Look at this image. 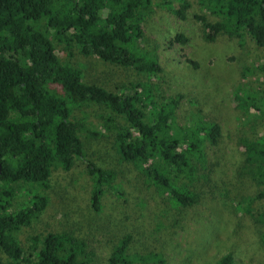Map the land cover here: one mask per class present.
Instances as JSON below:
<instances>
[{"label":"trees","instance_id":"obj_1","mask_svg":"<svg viewBox=\"0 0 264 264\" xmlns=\"http://www.w3.org/2000/svg\"><path fill=\"white\" fill-rule=\"evenodd\" d=\"M195 3L200 11L194 18L208 42L223 34L241 38L244 32L264 48V0ZM192 5L190 0H0V250L8 259L0 257V264H87L79 258L84 245L66 232L36 239L39 243L27 254L16 233L44 211L48 198L34 193L29 205L10 211L15 193L9 186L25 182L47 188L53 168L69 170L76 159L85 157L82 135L98 133L86 117L73 118L75 109L82 106H105L124 117L128 127L103 115V126L115 131L118 154L174 206L197 204L196 184L201 181H210L203 186L216 191L210 170L200 166L205 143H219L220 126L202 117L198 124H179L178 100L170 97L167 101L151 82L162 73L161 64L154 53L141 47L143 25L154 7L185 19ZM174 41L186 38L179 34ZM61 45L64 50L76 47L83 56L133 70L147 81L125 87L121 93L86 83L80 68L61 60ZM249 95L254 97L236 94L239 108L249 111V117L264 118V99L256 97L257 93ZM239 146L245 156L239 175L264 186V135L243 137ZM88 172L94 180L93 204L98 209L103 187L111 186L116 173L91 162ZM260 198L264 192L248 197L247 203L233 204L238 212L264 224V212L255 213L251 207ZM130 241L131 236H126L107 264L136 261L126 255ZM138 258L164 261L159 255ZM217 264H235L233 254L223 255Z\"/></svg>","mask_w":264,"mask_h":264},{"label":"rangeland","instance_id":"obj_2","mask_svg":"<svg viewBox=\"0 0 264 264\" xmlns=\"http://www.w3.org/2000/svg\"><path fill=\"white\" fill-rule=\"evenodd\" d=\"M190 1L193 5L185 19L166 8L154 7L143 25L141 47L154 53L161 64L162 73L151 82L167 101L170 97L178 100L179 124H198L202 117L220 126L219 143H205V159L200 166L210 170L216 191L203 186L210 181H201L196 184L200 193L197 204L174 206L118 154L115 131L103 126V115L113 116L117 124L128 127L124 117L105 106H82L75 109L73 118L86 117L90 128L98 133L82 135L85 157L76 159L69 170L53 168L47 188L25 182L9 185L15 193L10 211L29 205L34 193L48 198L44 211L16 233L27 254L39 243L36 239L50 232H66L84 245L79 258L87 264H107L128 235L131 241L126 255L137 258L132 264H217L228 253L233 254L235 264H264V224L234 206L264 192V186L239 175L245 158L239 141L263 136L264 118L249 117L251 113L240 109L236 99V94L251 98L253 93L264 99V48L244 32L241 38L223 34L208 42L194 18L199 6ZM179 34L185 42L174 41ZM58 48L61 60L80 68L86 83L121 93L125 87L147 81L133 70L83 56L76 47L71 51L64 50L63 45ZM58 92L61 94V89ZM90 162L116 173L111 186L103 187L98 209L93 204ZM251 207L255 213L264 212V198ZM153 255L164 261H137L139 256ZM0 257L8 260L1 250Z\"/></svg>","mask_w":264,"mask_h":264}]
</instances>
